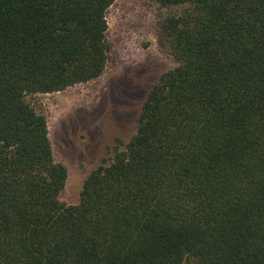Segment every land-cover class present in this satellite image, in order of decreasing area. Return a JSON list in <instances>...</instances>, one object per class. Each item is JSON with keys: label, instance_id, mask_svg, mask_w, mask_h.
Wrapping results in <instances>:
<instances>
[{"label": "trees", "instance_id": "1", "mask_svg": "<svg viewBox=\"0 0 264 264\" xmlns=\"http://www.w3.org/2000/svg\"><path fill=\"white\" fill-rule=\"evenodd\" d=\"M117 0H0V264H264V0H153L175 62L61 201L32 103L100 78Z\"/></svg>", "mask_w": 264, "mask_h": 264}, {"label": "rangeland", "instance_id": "2", "mask_svg": "<svg viewBox=\"0 0 264 264\" xmlns=\"http://www.w3.org/2000/svg\"><path fill=\"white\" fill-rule=\"evenodd\" d=\"M167 11L153 0H117L107 11L104 74L32 103L46 116L56 162L68 170L61 201L80 203L84 182L114 150L130 141L142 107L175 62L160 47Z\"/></svg>", "mask_w": 264, "mask_h": 264}]
</instances>
